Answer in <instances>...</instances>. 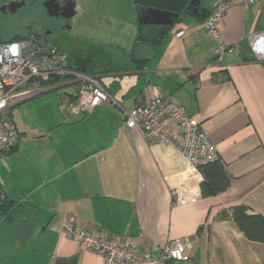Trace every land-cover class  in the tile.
<instances>
[{"label": "crops", "instance_id": "crops-1", "mask_svg": "<svg viewBox=\"0 0 264 264\" xmlns=\"http://www.w3.org/2000/svg\"><path fill=\"white\" fill-rule=\"evenodd\" d=\"M219 1L200 0V10L208 15ZM90 3L85 0L86 8ZM132 3L129 17L105 12L116 26L100 29L80 24L76 12L73 27L55 44L125 107L173 95L211 137L231 186L203 196L202 173L176 147L147 142L109 103L85 115L65 113L62 105L76 99L73 82L35 83V94L12 105L13 120L14 107L53 90H64L60 112L44 118L45 130L54 127L45 137L14 121L19 144L0 155V264H105L63 234L67 220L155 257L170 240L190 238L198 264H264V244L249 240L227 215L236 204L264 215V59L250 42L264 34V0L234 5L224 15L221 39L237 48L223 62L214 60L206 16H182L156 47L140 35L162 26L140 25Z\"/></svg>", "mask_w": 264, "mask_h": 264}, {"label": "built area", "instance_id": "built-area-1", "mask_svg": "<svg viewBox=\"0 0 264 264\" xmlns=\"http://www.w3.org/2000/svg\"><path fill=\"white\" fill-rule=\"evenodd\" d=\"M261 0H221L205 21L206 36L216 42L214 60L223 62L237 48L221 39L220 26L224 15L234 5H254ZM180 32L179 34H182ZM251 50L264 59V34L251 37ZM56 79L77 86L74 101L64 103L63 110L72 116L85 115L102 103L118 108L129 129L136 130L149 142L176 147L189 168L219 160L217 147L199 121L171 94L158 93L147 103L125 107L100 81L99 77L74 68L69 56L56 44L41 40L35 33L21 39L0 43V155L14 150L20 141L10 109L15 102L36 93L35 83H51ZM179 199L176 197L174 203ZM63 234L74 239L82 249L100 254L105 264H198L192 254L190 238H175L166 243L161 256L141 251L137 244L117 242L102 231L88 229L67 220Z\"/></svg>", "mask_w": 264, "mask_h": 264}, {"label": "flooded vegetation", "instance_id": "flooded-vegetation-1", "mask_svg": "<svg viewBox=\"0 0 264 264\" xmlns=\"http://www.w3.org/2000/svg\"><path fill=\"white\" fill-rule=\"evenodd\" d=\"M22 1L0 0V30L7 37L35 33L43 41L59 43L73 27L72 13L77 12L79 20L83 15H90L84 0H25L19 7ZM35 24L37 29L33 27ZM27 29L32 32L24 35Z\"/></svg>", "mask_w": 264, "mask_h": 264}, {"label": "rangeland", "instance_id": "rangeland-1", "mask_svg": "<svg viewBox=\"0 0 264 264\" xmlns=\"http://www.w3.org/2000/svg\"><path fill=\"white\" fill-rule=\"evenodd\" d=\"M94 4H96L97 6H94ZM132 4H133L132 0H97V1L91 0L90 6H92V9L90 7L86 8L88 13H90V15L87 16L83 15L82 18H80L79 23L80 24H84L85 22L92 23L94 27L99 25L98 27L99 29L100 27H102V25H106L108 23L110 25L114 24L116 26L115 20L109 19L105 15V12H108L109 9H113L114 10L113 15H115V17L120 15L129 17V15L131 16L133 13L131 7ZM106 9L107 11H105ZM89 17H93V18H89ZM33 27L37 29L36 24ZM102 30L104 31L105 28H102ZM31 31L32 30H28L27 32H24V34L27 35ZM5 35L7 34H5L2 30H0V43L9 41L8 40L9 37ZM63 91L64 90H53L43 94L42 97H34L14 107L13 117L18 127L22 131L29 132L31 136L41 135L45 137V135L51 134L50 131H54L53 130L54 127L45 130V128H43L44 124H46L44 118L46 116L48 117L50 116L49 118H52L54 115H57L60 112L58 95H60V93H63ZM59 116L61 117L60 114ZM36 129H38V131H35Z\"/></svg>", "mask_w": 264, "mask_h": 264}, {"label": "trees", "instance_id": "trees-1", "mask_svg": "<svg viewBox=\"0 0 264 264\" xmlns=\"http://www.w3.org/2000/svg\"><path fill=\"white\" fill-rule=\"evenodd\" d=\"M205 11V10H204ZM186 14H194L191 11L185 10L179 18ZM197 14V13H196ZM208 16L205 11L203 14H197ZM172 26L157 27L154 33L141 34L140 39L158 45L166 38L168 30ZM17 37L15 39H21ZM11 39V40H15ZM140 62H148V60H141ZM200 172L202 173L204 180L201 183V190L203 196H211L226 191L231 186L232 176L227 171L225 165L219 160L205 163L200 166ZM228 216L232 217L244 232L246 237L253 242H260L264 244V215L261 213L251 212L250 208L245 204H236L232 206Z\"/></svg>", "mask_w": 264, "mask_h": 264}, {"label": "water", "instance_id": "water-1", "mask_svg": "<svg viewBox=\"0 0 264 264\" xmlns=\"http://www.w3.org/2000/svg\"><path fill=\"white\" fill-rule=\"evenodd\" d=\"M140 25L173 26L175 20L185 11L203 14L200 0H133ZM23 0L19 7L24 5ZM76 12L70 17H75Z\"/></svg>", "mask_w": 264, "mask_h": 264}, {"label": "bare ground", "instance_id": "bare-ground-1", "mask_svg": "<svg viewBox=\"0 0 264 264\" xmlns=\"http://www.w3.org/2000/svg\"><path fill=\"white\" fill-rule=\"evenodd\" d=\"M262 50H264V47L262 48Z\"/></svg>", "mask_w": 264, "mask_h": 264}]
</instances>
